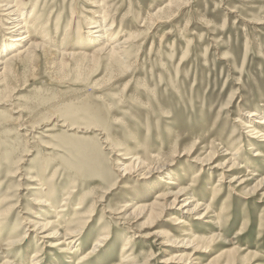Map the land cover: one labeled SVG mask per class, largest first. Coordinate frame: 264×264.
Segmentation results:
<instances>
[{"label":"rangeland","instance_id":"rangeland-1","mask_svg":"<svg viewBox=\"0 0 264 264\" xmlns=\"http://www.w3.org/2000/svg\"><path fill=\"white\" fill-rule=\"evenodd\" d=\"M22 14L33 53L0 55V264H78L98 241L88 264H264V142L246 126L255 110L264 132V0H0L1 51ZM197 171L203 219L173 198L131 209ZM187 224L213 242L193 253Z\"/></svg>","mask_w":264,"mask_h":264},{"label":"bare ground","instance_id":"bare-ground-1","mask_svg":"<svg viewBox=\"0 0 264 264\" xmlns=\"http://www.w3.org/2000/svg\"><path fill=\"white\" fill-rule=\"evenodd\" d=\"M23 3V2H22ZM6 9H5V11H6V14L5 15H7V16H12V15H19V11H20V8H19V5H16V6H12V5H8V4H4L3 5ZM25 18H27V17H25V14H22L20 17H18L17 18V20L16 21H18L19 23H17V24H14L13 26H10V28H8V29H16L17 28V30H18V28H22L23 29V33H21V34H19L18 36V38L16 39V40H12V42L11 43H9L6 47H5V49L4 50H0V55H2L3 53H6L8 50L7 49H9L10 48V51H14V50H16V49H18V48H23V46H24V43H26V41L28 42V39H29V37L30 36H28V27H27V25L29 26V24H27V21H26V19ZM12 27V28H11ZM92 28H95L94 26H89V29H92ZM100 30H97L95 33H97V32H99ZM8 43V42H7ZM1 46V45H0ZM36 46V45H35ZM35 46H34V48H35ZM109 46V44H104L103 45V48L104 47H108ZM119 45H115L114 44V47H118ZM7 47H9V48H7ZM114 47H109L108 49L109 50H111L112 51V53L111 54H115V53H117V51L118 50H116ZM1 48V47H0ZM7 48V49H6ZM34 48H33V46H28V47H25V48H23V49H20V50H17L18 52L16 53V54H12L11 56H7L6 58V60H5V58H4V60H5V62H3V63H0V65L1 64H3L4 65V67H6V65L10 62V61H12L13 59H16V58H18V57H23V56H29V55H31L33 52H32V50H34ZM32 49V50H31ZM9 52V51H8ZM11 53V52H10ZM9 55V54H8ZM260 111V110H259ZM263 112V111H262ZM260 113L259 114V117H261V116H263L264 115V113ZM249 113V112H248ZM251 114H250V117L253 119L254 117H258V114H257V112L254 110V111H251L250 112ZM261 115V116H260ZM249 117V118H250ZM252 119H249V123H251V122H254V121H252ZM257 119H259V118H257ZM247 124L246 126H247V128H252V129H250L251 131H249V132H252L251 134L252 135H254L253 137H250L251 139L252 138H254V140H256L257 142H264V132L262 133V130H260V127H254L253 128V126H251L250 124ZM255 124H257V126H258V124L259 125H264V116L263 117H261V120L257 123V122H255ZM264 131V130H263ZM248 133V132H247ZM250 134V135H251ZM260 140V141H259ZM247 142V141H246ZM249 142V141H248ZM253 142V141H252ZM255 142V141H254ZM243 144V143H242ZM242 144L240 143V147L239 148H237L236 149V151H235V153H233V151H229L228 152V150H226V152H228V153H226L225 154V156H228L227 158L228 159H226V162L224 163V165H226L227 163L230 165V168H232V169H238V170H241V169H243V168H245V167H243V164L245 163V165L244 166H246L247 165V163L245 162V161H242L241 162V158H240V151H242ZM255 145H257L256 144V142L254 143ZM239 145V144H238ZM249 145L251 146V148H250V150H253L254 149V146L255 145H253L252 143H249ZM237 147V146H236ZM257 151V154L254 156V157H257V158H264V155H263V151H259V150H256ZM206 153V152H205ZM214 153V152H213ZM213 154H211V156H212ZM221 156H223V155H221ZM207 157V156H206ZM140 160V159H139ZM138 159L137 160H135L136 162L137 161H139ZM201 160H202V158H201ZM210 160V159H209ZM143 161V160H142ZM240 161V162H239ZM135 162V163H136ZM146 162L147 161H143V162H141V164H142V166H145L146 165ZM132 164L133 163H131L130 165H129V167H126V170H132V168H134L133 166H132ZM253 164V163H252ZM128 166V165H127ZM247 166H249V165H247ZM246 168H248V167H246ZM201 170V169H200ZM251 172H253V171H251ZM252 174V173H251ZM197 177H195L194 176V178H192V180H191V183H190V185H187V186H185V187H181V188H178V190L176 191V193H173V192H163V193H159V194H157V196H156V198H155V202H153L150 206H144V205H134L133 207H131V209H134V211L136 210L137 211V209H139V210H141V212H142V214H146V215H148L149 216V219L151 218V217H154L155 216V214L157 213V208L158 207H166V205L167 206H169L170 204H169V202H170V200H171V198H173V200L170 202L171 203V205L172 206H174V205H176V204H181V206H180V208L182 209V208H184L185 210H184V213L185 214H197V216H199L196 220H198V219H203V217H206L205 215L210 211V207L208 206V205H206L205 207H206V209H205V213H200V212H198L200 209H201V205H203V204H201V202L198 200H196V198L194 197V196H191V197H189V198H187L186 196H189V195H191V193L189 194V191L191 190V188H193V187H196L197 186V180L199 179V177H201L202 175H201V173L199 172V171H197V175H196ZM236 178V177H235ZM234 177L232 178V180L231 181H236V179H235ZM222 179H223V177H221L220 178V180H219V182L220 183H222L223 181H222ZM176 180H180V177H177V178H175V179H173V178H168V180H167V184H169L170 186H178V184L175 182ZM245 180V179H244ZM244 180H242V181H240V183L242 184V183H245V182H243ZM239 181V180H238ZM235 183H237V181L235 182ZM257 185V187H260L261 185H263L264 186V177L260 180V181H258L256 184H255V186ZM217 186H219V184L217 185ZM261 188H262V186H261ZM166 191V190H165ZM195 191V190H194ZM213 194H214V196H215V194H217L218 192H219V190H216V188L215 189H213ZM183 198V199H182ZM68 199V197L65 199V201ZM182 199V203L180 202V200ZM63 205H65V203H63ZM62 205V206H63ZM123 209H125L126 211H127V208L126 207H124ZM130 209V210H131ZM125 212V211H124ZM132 214V213H131ZM135 214H136V212H135ZM145 214L144 215H142V216H145ZM125 215V214H124ZM132 215H134V213L132 214ZM177 221H182V220H180V219H178ZM182 222H184V221H182ZM182 222H180L179 224H181ZM47 226V225H46ZM187 226H188V229H183V231H182V242L181 243H183L184 244V246L186 247V248H193L194 247V249L195 250H193V253H197L198 251V248H199V246H202V244L204 243V242H207V244H211L212 242H213V239H210V238H207V237H205L204 235H199V236H197V235H194L192 232H191V230H192V226H190V225H186V228H187ZM45 228V227H44ZM244 230H247V227H245V225H244V228H243ZM242 229V230H243ZM243 230V231H244ZM44 232V231H43ZM80 231H75L74 232V234H71V235H68L69 236V238H73V237H75V240H77V238H76V236H77V234L79 233ZM43 234V233H42ZM80 235V234H79ZM26 236V235H25ZM45 236H49V235H45ZM49 237H52V236H49ZM48 237V238H49ZM14 239V236L13 235H11V237H9L7 240H9V246H10V248L9 249H11V248H14V246H16V247H19V245L20 246H22V242H21V244H20V242H19V240H13ZM6 240V241H7ZM73 240V239H72ZM72 242V241H71ZM99 242V241H98ZM98 242H96L95 244H94V248H92L93 250H91V251H89V252H87V255H84L83 257L81 256V258H80V261L78 262V264H88L89 263V261L91 260V259H94L93 258V255L94 254H96V252L99 250V243ZM56 244V243H55ZM205 244V243H204ZM57 245V244H56ZM129 245L127 244L126 245V247H128ZM15 247V248H16ZM62 249V248H61ZM197 249V250H196ZM240 249V248H239ZM65 251V250H64ZM78 251V250H77ZM93 253V254H92ZM192 253V254H193ZM126 255V254H125ZM195 255V254H194ZM125 257V259L123 260V261H126V262H123V263H121V264H130L129 262L131 261V259H130V257L129 256H124ZM33 258H35L34 260H33V262L31 263V264H42V262H41V258H39V255L37 256V255H35L34 254V256H33ZM32 258V259H33ZM180 261H183L185 258H184V256L182 257H180L179 256V258H178ZM190 259V257H188V259L187 260H189ZM189 262V261H188ZM4 264H14V263H11L10 261H7V262H5Z\"/></svg>","mask_w":264,"mask_h":264}]
</instances>
